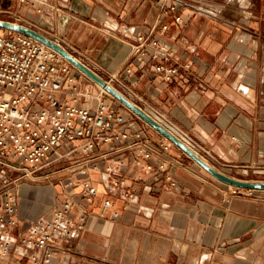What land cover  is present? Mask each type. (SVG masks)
<instances>
[{"label":"crops","instance_id":"0c3cea01","mask_svg":"<svg viewBox=\"0 0 264 264\" xmlns=\"http://www.w3.org/2000/svg\"><path fill=\"white\" fill-rule=\"evenodd\" d=\"M161 1L39 0L32 5L0 0V20L38 29L104 77L127 68L139 75L141 67L133 63L135 35L148 36L154 28V39L173 53L165 64L179 67L180 75L171 83L154 73L142 75L140 82L124 85L130 99L155 110L174 135L219 171L264 182V7L259 12L254 0L249 6L176 0L185 26L168 19L170 30L162 33ZM171 155L178 185L144 175L137 201L127 206L100 183L91 205L79 187L24 183L18 190L20 224L13 232L12 257L27 264L25 251L41 255L39 249L24 248L20 237L69 196L89 214L72 251L63 244L51 264H264V192L233 195L175 145ZM124 171L128 181L138 173L132 167ZM56 176L67 183L65 172ZM95 179L99 182L98 175ZM107 197L119 217L101 213Z\"/></svg>","mask_w":264,"mask_h":264},{"label":"built area","instance_id":"2783aa9c","mask_svg":"<svg viewBox=\"0 0 264 264\" xmlns=\"http://www.w3.org/2000/svg\"><path fill=\"white\" fill-rule=\"evenodd\" d=\"M37 1L20 0L32 5ZM161 2L158 24L162 33L170 30L165 23L168 19L183 28L181 2ZM152 34L135 35L133 63L141 67L139 75L127 68L124 74L104 77L82 63L129 99L124 85L140 82L142 75L154 73L164 83H171L180 75V68L165 64L173 53ZM162 52H168L167 56ZM173 147L58 52L24 34L0 29V264H22L12 257L13 232L20 224L21 185L51 182L63 171L67 183L60 178L59 184L64 189L81 188L80 195L89 205L99 195L100 183L109 196H119L127 206L137 201L144 175L164 180L169 187L178 185L171 169L177 161L171 155ZM128 167L138 172L131 181L124 171ZM229 188L233 195L256 192ZM106 212L113 217L121 215L110 197L102 203L101 213ZM88 214L87 208L69 196L47 209L20 237L24 248L41 251L39 256L25 251L27 264H51L63 244L72 251Z\"/></svg>","mask_w":264,"mask_h":264},{"label":"water","instance_id":"95a60500","mask_svg":"<svg viewBox=\"0 0 264 264\" xmlns=\"http://www.w3.org/2000/svg\"><path fill=\"white\" fill-rule=\"evenodd\" d=\"M0 29H6L12 32H17L24 34L28 37H31L40 43L48 46L49 48L58 52L63 56L70 64L76 67L78 70H81L90 80L95 84L104 88L106 92L112 96L120 105L131 111L134 115H137L144 123L149 125L151 128L156 130L160 135L165 137L170 143L184 151L189 157H191L200 167H202L206 172L212 175L216 180L225 185L239 188L240 190H251L256 192H264V182L263 181H251V180H242L241 178H234L229 176L211 165L206 161L202 156L195 152L191 146L185 144L184 141L180 140L176 135L172 133L167 127L162 125L158 120L151 117L147 112L142 108L136 105L134 102L130 101L125 95L117 91V89L112 86H108L107 83L93 72L88 66L76 59L62 44L57 43L52 38L42 33L36 28H33L29 25L16 24L8 21L0 20Z\"/></svg>","mask_w":264,"mask_h":264},{"label":"rangeland","instance_id":"374dc122","mask_svg":"<svg viewBox=\"0 0 264 264\" xmlns=\"http://www.w3.org/2000/svg\"><path fill=\"white\" fill-rule=\"evenodd\" d=\"M256 3H257V5H258V8H259V12H261L262 11V8L264 7V5H263V2H264V0H254ZM221 2L224 4V3H230V5H235V4H240V3H244V5H248L249 6V3H250V0H221ZM232 6H228V9H230ZM233 13H235L234 11V8L231 10ZM260 14V13H259ZM5 21H7V20H5ZM12 22V21H11ZM139 105V104H138ZM139 106H141V105H139ZM149 107V106H148ZM143 108H145V107H143ZM148 111L150 110V111H152L153 113H155V115H157L158 116V113L155 111V110H153V109H151L150 107H149V109H147ZM161 119L162 117H159L158 116V119ZM174 128H176V127H174ZM177 129V128H176ZM178 130V129H177ZM234 178H238V179H242V180H251V181H254L253 179H250V177H247V176H243V175H238V176H233ZM59 178H57V176L55 177V178H53L52 179V181H51V183H53L54 185H56V187H57V185L59 184ZM255 181H259V180H255ZM27 183H30V184H32V185H36V186H38V187H40V186H42V185H44V183L42 182V181H40V182H38V183H31V182H27ZM230 189V188H229Z\"/></svg>","mask_w":264,"mask_h":264},{"label":"bare ground","instance_id":"6f19581e","mask_svg":"<svg viewBox=\"0 0 264 264\" xmlns=\"http://www.w3.org/2000/svg\"><path fill=\"white\" fill-rule=\"evenodd\" d=\"M109 86V85H108ZM150 115V114H149ZM151 116V115H150ZM152 117V116H151ZM155 119V118H154Z\"/></svg>","mask_w":264,"mask_h":264}]
</instances>
